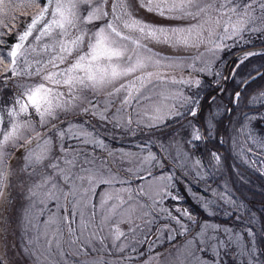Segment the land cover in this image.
I'll use <instances>...</instances> for the list:
<instances>
[{
    "label": "rangeland",
    "instance_id": "1",
    "mask_svg": "<svg viewBox=\"0 0 264 264\" xmlns=\"http://www.w3.org/2000/svg\"><path fill=\"white\" fill-rule=\"evenodd\" d=\"M1 35L0 85L16 87V107L3 130L0 114V241L9 168L50 163L36 201L17 206L22 264H262L264 204L253 212L242 193L254 163L264 178V113L251 110L261 96L223 137L233 177L191 144L192 95L224 78L230 53L264 46V0H0ZM235 61L229 79L241 88L264 54ZM4 253L0 243L10 264Z\"/></svg>",
    "mask_w": 264,
    "mask_h": 264
},
{
    "label": "trees",
    "instance_id": "2",
    "mask_svg": "<svg viewBox=\"0 0 264 264\" xmlns=\"http://www.w3.org/2000/svg\"><path fill=\"white\" fill-rule=\"evenodd\" d=\"M41 0H39L40 2ZM106 18L103 20H99L94 22L95 28L106 22ZM92 27V25H90ZM12 39L7 38L6 41H11ZM264 42V41H262ZM264 43H260L259 45H262ZM247 49V48H245ZM243 50V49H242ZM235 53V52H233ZM233 53H230L229 55V60H231V56ZM257 55H263L264 52H259L255 53ZM237 60V59H235ZM231 60V61H235ZM236 63V61H235ZM243 63V62H241ZM226 64L224 63L222 65V72L224 73V67ZM240 68H244L243 64L240 66ZM246 70V69H245ZM264 71V63L258 64L257 67H255L253 72H263ZM249 74V75H250ZM264 77V75H263ZM233 83V82H232ZM224 81L223 78H220L218 82L216 83H210L207 82L206 86L202 87L198 93L192 95V102H197V108L194 111L193 114V125L197 127V129L200 131L199 139L198 142L194 145V142L191 144V148L196 149L197 152H199L201 161L203 165H205L207 162L210 160L211 154L215 153L219 157V162H222L224 168L220 167L221 172L224 169L225 173H228L233 177L232 175V167H231V157L229 154V151L225 147V143L223 142V137L226 135V124L229 126L235 123H239L241 121V117H243V113L239 110V104L241 103L240 100L245 99L247 97L248 91L246 92H241L242 96H236L235 93L239 92L238 90V84L233 83V89L230 90L227 94L223 89ZM16 87L13 88H7L5 87L4 89L0 90V114H1V130L6 128V125L8 123V119L6 118V115L8 113V110L11 108L14 109L16 107L15 102H16V97H14V90ZM243 89L240 88V91ZM24 90H26L24 88ZM190 100H191V95H190ZM189 100V101H190ZM5 101V102H4ZM216 111L214 112L213 109ZM11 109V110H12ZM184 114V113H183ZM182 117H174L172 120L166 121L161 128L154 129L152 131H148L149 136H155L158 134H163L170 132L177 127H180L182 123L189 119V112L188 114L183 115ZM82 117L86 118L84 115ZM206 120H209L211 123V127L206 125ZM88 124H90V128L94 130V126L92 123H90V120H86ZM211 130L210 135L208 134V131ZM160 132V133H157ZM68 150V149H66ZM195 151V152H196ZM18 152V151H17ZM16 152V153H17ZM86 151H76L75 156H80V158H83L85 156ZM261 154V152H260ZM50 162H56L59 159L61 160L62 157H60L59 154L51 156ZM23 163H25V158H22ZM48 162L47 160L43 161L41 165L36 166L35 168H30L26 169L24 167V164L16 165L15 167H12L11 169L9 168V172H7L6 177V190L8 191L6 194V202H10V206L7 204L4 210L5 214V228L3 231V236H2V241H0L2 247L5 250L4 256L7 259V261L10 264H22V260L20 261V255H18V252L20 251L21 248V242L24 240H20L17 237L18 233V221H21L22 225V218L18 217L20 214L18 212L17 206L20 205H25V204H32L36 201L34 195L38 192L33 191L34 187L39 186V188H45L47 185V177H48V171H50V163L45 165L44 163ZM217 165V164H216ZM218 166V165H217ZM258 163L253 164V174L252 178L250 179L251 182L249 185H247L248 188L245 190L243 195L245 196L246 200L250 201L252 203V207L249 204L248 207L255 212L259 208L260 204H264V178L261 176V170L258 169ZM249 168H247L248 170ZM219 173V169L217 171V174ZM50 174V172H49ZM218 177L214 178V173L208 179L210 183L213 184V182H217ZM244 182V181H241ZM241 183L239 182L236 184L239 186ZM176 193L181 199V202L179 201V204L184 207L186 206L189 211H192L194 214V218L198 221L200 218V212L197 209L195 205L190 201L189 197L184 193V191L177 186ZM237 191L238 188H235ZM33 196V197H32ZM253 199V200H252ZM20 201H24L19 203ZM246 201V203H248ZM29 209L32 210L31 207ZM12 211L9 213V211ZM24 207H20V211H24ZM22 215V214H21ZM8 216V217H7ZM24 216V215H23ZM25 217V216H24ZM264 230L263 227L260 228V231ZM264 235L259 234L256 237V246H257V251H259V254L263 255V250H264ZM23 256V255H22ZM25 256V255H24ZM23 256V258H24ZM27 258V256H26ZM262 264H264V260H262Z\"/></svg>",
    "mask_w": 264,
    "mask_h": 264
},
{
    "label": "flooded vegetation",
    "instance_id": "3",
    "mask_svg": "<svg viewBox=\"0 0 264 264\" xmlns=\"http://www.w3.org/2000/svg\"><path fill=\"white\" fill-rule=\"evenodd\" d=\"M2 38H4L3 35L0 36V39H2ZM241 52H242V50H239V51L233 53L230 59L235 60L234 56L237 57ZM228 59L229 58H227L226 61H224L226 66L224 67V73L225 74L223 76L224 77L223 78V81H224L223 89L226 92V94L230 90H232L233 86H234L232 81H230V79H229V72L233 69L232 65L234 64V62L231 60L228 61ZM263 75H264V71L262 73L261 72H253L250 75H248V78L244 81L243 85L241 86V88L243 87V89L241 91L239 88H240L242 81L238 84L239 92L235 93L236 96H239V95L242 96L243 93L241 95V92L248 91L247 97L245 99L240 100L241 101V103L239 104V110L240 111L244 110V106H248V107L252 106L251 101H253L252 99H254L253 95L261 96V98L263 100L262 102L264 103V77H263ZM252 103H254V102H252ZM257 106L260 108V111L257 108L252 106L251 107V110L253 111L252 113H256V111H257V113H256L257 115H260L261 112L264 113V107L262 108L261 104H258ZM260 120H261V118L258 119V125H261L264 127V121H260ZM228 126L229 125L226 124V128ZM260 131H261V129H260Z\"/></svg>",
    "mask_w": 264,
    "mask_h": 264
},
{
    "label": "water",
    "instance_id": "4",
    "mask_svg": "<svg viewBox=\"0 0 264 264\" xmlns=\"http://www.w3.org/2000/svg\"><path fill=\"white\" fill-rule=\"evenodd\" d=\"M262 50H264V46L262 47H258V48H253V49H248L247 51H246V53H250V52H258V51H262ZM244 51H242V53H243ZM234 57H236V56H234Z\"/></svg>",
    "mask_w": 264,
    "mask_h": 264
}]
</instances>
